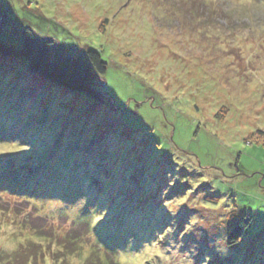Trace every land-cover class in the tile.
Returning a JSON list of instances; mask_svg holds the SVG:
<instances>
[{
	"label": "rangeland",
	"instance_id": "obj_1",
	"mask_svg": "<svg viewBox=\"0 0 264 264\" xmlns=\"http://www.w3.org/2000/svg\"><path fill=\"white\" fill-rule=\"evenodd\" d=\"M24 24L108 71L99 102L0 54V172L52 191L0 189V264H264V0H0Z\"/></svg>",
	"mask_w": 264,
	"mask_h": 264
},
{
	"label": "trees",
	"instance_id": "obj_2",
	"mask_svg": "<svg viewBox=\"0 0 264 264\" xmlns=\"http://www.w3.org/2000/svg\"><path fill=\"white\" fill-rule=\"evenodd\" d=\"M24 25L25 26L20 31V48L2 41V30L0 29L1 55L13 59L27 60L32 72L41 75L49 82L62 89L76 95H86L95 101H104V96L99 95L94 88L99 79L104 78L108 71V64L98 51L89 50L76 55L64 54L55 57L53 53L55 44L52 41L40 42L35 31L31 28V25ZM226 112L227 109L225 108L223 113ZM0 189H3L5 193L23 196L29 199H39L42 196L52 193V191L48 190L44 182L34 186L32 184H21L17 181H8L5 172H0ZM87 192L88 191H86V193ZM209 200L214 204L218 203L216 198H210ZM244 216L245 217H242L231 230L227 239L228 246H234L240 243L248 230L250 222L247 221L246 215ZM108 249L111 251L107 250V252H112L116 258L115 249L109 246Z\"/></svg>",
	"mask_w": 264,
	"mask_h": 264
}]
</instances>
